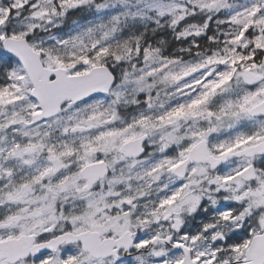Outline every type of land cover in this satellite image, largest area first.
Wrapping results in <instances>:
<instances>
[{
	"label": "snow or ice",
	"instance_id": "1",
	"mask_svg": "<svg viewBox=\"0 0 264 264\" xmlns=\"http://www.w3.org/2000/svg\"><path fill=\"white\" fill-rule=\"evenodd\" d=\"M0 264H264V0H0Z\"/></svg>",
	"mask_w": 264,
	"mask_h": 264
}]
</instances>
